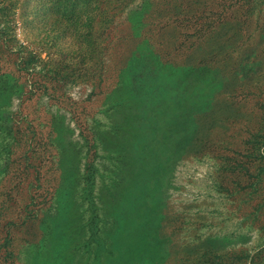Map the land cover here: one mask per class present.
<instances>
[{
  "label": "rangeland",
  "instance_id": "rangeland-1",
  "mask_svg": "<svg viewBox=\"0 0 264 264\" xmlns=\"http://www.w3.org/2000/svg\"><path fill=\"white\" fill-rule=\"evenodd\" d=\"M213 1L214 23H205L216 24V51L226 42L235 52L217 55L223 72L207 71L198 84L200 71L164 66L144 44L115 77L117 51L103 32L92 35L100 23L91 14L64 29L50 0L8 9L0 0V72L7 74L0 76V139L13 138L0 169V264H118L136 225L126 213L135 218L146 207L155 225L163 219L152 234L168 260L149 256L147 264H264V0ZM143 2L127 10L144 9ZM176 4L188 13L189 0ZM127 20L140 23L143 15ZM71 36L81 43L69 46ZM85 42L94 44L90 52ZM169 82L183 84L178 114L189 106L187 119L180 115L171 127ZM61 140L85 173L66 195L57 171Z\"/></svg>",
  "mask_w": 264,
  "mask_h": 264
},
{
  "label": "trees",
  "instance_id": "trees-1",
  "mask_svg": "<svg viewBox=\"0 0 264 264\" xmlns=\"http://www.w3.org/2000/svg\"><path fill=\"white\" fill-rule=\"evenodd\" d=\"M4 1L7 3L5 8L8 9V7L15 8L16 3L21 0ZM133 1L135 0H50V3L52 4L50 11L55 13V18L62 17V22L66 24L64 29H72L73 27L77 26L78 19L81 21L85 20L86 16L84 15L87 14H91V17L97 19L100 24L99 26L93 28L92 35H97L98 33L103 32L102 34L106 35L107 37V44L105 46H113L112 50L117 51L118 54V59L114 58V54L112 55V66L116 70L115 77L119 71L126 68L125 63L127 59H129L130 55H132L141 44H144L145 49L151 51L158 61L161 63L164 62V66L168 63H173L176 67H192L195 71H200L201 74L196 79L198 84L202 82V78L207 71H219L220 73L223 72V70L217 66V63H221V60H215L217 55H219L218 58L220 55H224V57L227 58L228 56H231V54H234L232 52L235 51L227 52V50L230 49V45H227L226 42L222 44V47L218 52L216 51V44L218 41L215 36L216 24L207 26L205 23V20L208 18H211V22L214 23L213 18L210 16L215 11V5L217 4L215 1L189 0L190 6L187 8L189 10L186 9L188 11L186 15L183 14V9L181 8L182 4H176V0L175 4H168L166 6L160 5L156 0H144L142 3V7L145 6L144 9H139L141 8L140 6L136 8L137 10L133 9L130 12V10L127 9ZM228 1L229 0H225L224 4L227 5ZM150 6H152V10H154L152 12L146 11ZM138 13L143 15V20L140 23H134L131 21L126 23L130 14L133 16L134 14ZM223 13L224 16L222 18L223 21L220 23L221 27L219 28V34L224 40L228 33L227 30L230 19L228 7ZM123 14L127 16L124 20V23L120 21V18H122ZM184 20H186L185 23H188L186 27L182 25V21ZM200 20H203V22L199 28L200 23H198V21ZM113 32L117 34V44H115V41L113 40ZM197 34L200 35L198 40L194 38L197 36ZM184 37H186L185 42L181 40ZM73 39H75L74 36L68 38L67 44L69 46L79 45L81 43V40L76 38L75 41H72ZM83 45L89 47L87 52H90L94 46V44L90 42H85ZM178 49L181 50L179 51ZM180 52H184L183 57L180 56ZM120 57L121 61L119 60ZM235 67L236 68H234V70L230 71L232 72V77L236 76L238 71V67ZM3 73L4 71L2 70L0 72L1 77L7 75L6 73ZM182 86L183 84H178L175 87L171 85L170 82L165 85L166 92H169L170 101L168 102V107H166L169 109V112L167 113L169 114L167 118V124H169V127L175 125L174 123L176 120H180V115L184 113L185 115L189 114L187 108L189 106H187V104L181 109L182 111L180 110L181 114H178V108L182 103L185 102L186 99L184 94H180L178 96L176 95L181 89L179 87ZM185 90L186 89H182L181 91L183 92ZM220 94L221 92L217 95V97L220 96ZM173 96H175V99H173ZM185 115H182V118L184 117L187 119V116ZM4 136V140L0 139V169L1 167L5 166L9 160L8 156L12 151L11 141L13 138H11L10 135ZM59 145V150L63 152V155L60 156L59 162L57 161V171L59 173L60 179L63 181L62 192L66 195L75 190L74 180L77 181V175L84 176L85 173L82 174L80 172L82 158L76 161V157L67 156L68 149L65 147L64 140H61ZM158 158L160 159V157ZM156 175L157 173L153 174L151 177L154 178ZM144 183L146 182L144 181ZM125 190L122 193L123 196H125ZM123 203L125 205V201ZM73 206L75 205H72V207ZM123 210L126 211L125 209ZM69 211H71V208L67 209V212ZM126 214L128 216V220L135 223L136 225L134 228L131 226L133 228V230H130L131 239L124 247V250H122V252L119 254L120 260L118 264H120L121 260H123V264H135L138 260L144 261V263L147 264L149 261V256H155L159 263L163 261L166 263L168 260H166L165 256H163L164 242L161 243L162 241L159 240L158 236V232L160 233V228L163 226V219L158 225H155L153 222L154 220L151 219L154 218L152 210L147 207L144 209V213L140 212L138 214V212H134L135 218L131 217L132 214ZM60 223L63 224V218H61L59 224ZM65 228L66 227L64 226L63 229ZM154 230L158 232H156V234H152ZM72 235L74 240L77 239L74 237V232ZM59 237V235L58 237L56 235V237L52 238L51 242H57ZM60 241L63 240L60 238ZM207 244L211 243L208 242ZM206 248H209V246H206ZM52 250L54 252L56 251V253L59 251L55 244ZM172 257L173 255H170V259ZM188 262L192 261L188 260ZM195 263L209 264L210 262L202 260Z\"/></svg>",
  "mask_w": 264,
  "mask_h": 264
}]
</instances>
